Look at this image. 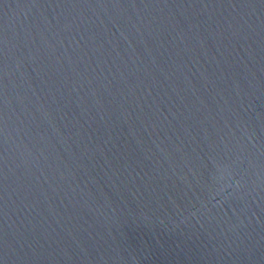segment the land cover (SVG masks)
I'll list each match as a JSON object with an SVG mask.
<instances>
[{
  "label": "water",
  "instance_id": "1",
  "mask_svg": "<svg viewBox=\"0 0 264 264\" xmlns=\"http://www.w3.org/2000/svg\"><path fill=\"white\" fill-rule=\"evenodd\" d=\"M0 264H264V0H0Z\"/></svg>",
  "mask_w": 264,
  "mask_h": 264
}]
</instances>
